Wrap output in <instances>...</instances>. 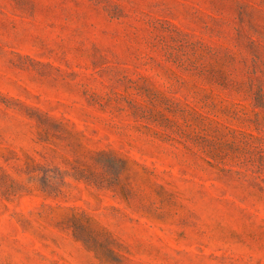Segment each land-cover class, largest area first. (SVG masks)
Wrapping results in <instances>:
<instances>
[{"label":"rangeland","instance_id":"1","mask_svg":"<svg viewBox=\"0 0 264 264\" xmlns=\"http://www.w3.org/2000/svg\"><path fill=\"white\" fill-rule=\"evenodd\" d=\"M0 264H264V0H0Z\"/></svg>","mask_w":264,"mask_h":264}]
</instances>
